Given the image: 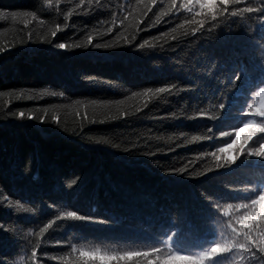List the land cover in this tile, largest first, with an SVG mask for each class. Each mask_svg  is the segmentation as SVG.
Here are the masks:
<instances>
[{"label": "trees", "instance_id": "trees-1", "mask_svg": "<svg viewBox=\"0 0 264 264\" xmlns=\"http://www.w3.org/2000/svg\"><path fill=\"white\" fill-rule=\"evenodd\" d=\"M168 4L0 0V264H85L72 246L165 249L170 233L201 256L226 229L219 208L264 187V159L246 156L264 133L241 131L234 164L217 152L264 120V12L230 15L264 0ZM214 258L244 264H199Z\"/></svg>", "mask_w": 264, "mask_h": 264}, {"label": "snow or ice", "instance_id": "snow-or-ice-1", "mask_svg": "<svg viewBox=\"0 0 264 264\" xmlns=\"http://www.w3.org/2000/svg\"><path fill=\"white\" fill-rule=\"evenodd\" d=\"M156 0H151V3H155ZM221 2L227 6L229 3L232 4H237L240 3V0H221ZM80 3L83 4L84 0H80ZM88 3L91 4L92 0H88ZM177 4V0H169V4H168V10L171 11L172 8H175ZM180 7L182 8H188V3L184 2L181 3ZM204 5L201 4V8H203ZM227 10V9H225ZM189 11H191V9L189 8ZM256 11H261L264 12V7L262 8H257L255 6H245L241 9L237 10H233L230 12L231 16H237L238 14L242 15L243 13H252V12H256ZM19 15L18 13H14L13 14V19H15V16ZM23 15H28V13H23ZM69 15H71V13H69ZM197 15H199V13H197ZM220 15H223V11L220 13ZM217 16L216 14L212 15V20H216ZM259 19H261V27H264V17H258ZM67 19V17L65 18ZM159 20V17L157 18ZM196 23H198L200 25V27H203L204 25V21L200 20L197 21ZM181 27H183V25H181ZM198 30V29H196ZM193 31V35H195V31ZM210 30V29H209ZM173 31H175V29H173ZM53 35H55V33H53ZM91 39V38H89ZM147 43V42H145ZM80 45H76V47H79ZM58 48L60 49H64L65 48V44L60 43L57 45ZM95 47L97 48H107V47H111V45L109 44H96ZM141 48L144 47V44L140 45ZM2 51V50H0ZM240 76L239 75H235L234 79H239ZM264 83V82H262ZM173 88L175 87V85L172 86ZM171 89H167V88H158L156 89L157 93H164L166 91H170ZM152 90L149 89L147 91H145L144 93H133V96L136 95H144V96H148L149 93H151ZM53 95H56V93H53ZM120 103H123V101H121ZM220 105H223V108L220 107ZM219 105L220 109H225V104L221 103ZM105 107H107V105H105ZM139 110V109H138ZM249 110H251L249 108ZM202 115H207L206 113H201ZM21 116H23V113H20ZM256 115L261 116L262 118H264V112H260L257 113ZM31 119V117H29ZM115 117H113L114 119ZM209 118H215V117H211L209 116ZM55 119V117H54ZM43 122V121H41ZM245 125H251L253 127H255L257 129V133H264V120H262L260 123H257L254 120H248L247 123ZM224 133H229V132H224ZM230 135V133H229ZM229 135H224V136H229ZM249 139H252V137H249ZM234 140L230 141V142H226L228 145L231 144ZM223 148V147H221ZM220 149V148H219ZM243 151V149L241 150ZM213 153V152H212ZM246 156L247 157H252L255 156L258 159H264V136H260L258 140H256L254 143H252L251 147H249L246 151ZM239 158V156H235V157H229L227 160H225V164H234L236 162V160ZM215 159H219L218 156L215 157ZM181 172L184 171V169H180ZM247 191H251L254 193V195H252L251 198H249L248 200L240 203L242 205H244L243 207L240 208L239 211H234L232 212V215H225L223 217H229L226 221H224L225 225H226V229L224 231H221L219 236L220 238L216 240V242L209 248L207 249L204 253H202L201 256H192V255H186V254H182L181 249L177 246L176 244V236L178 235L177 233H170L168 236H166L165 241L163 242L165 244V249H162L159 246L156 247H152L149 250H140V251H135V250H130V251H122L120 253H135L136 257H143V258H147L150 255H152L153 253H163L162 256L158 257V259H160L161 261L167 260L171 257H173L174 255H180V256H184L186 258L189 259H198V260H203L206 257H213V254H216L217 257H222V258H226V259H238V261L240 262H244V264H264V219H259V220H255L252 223L249 224V226L247 228H242L240 221L237 219V217L240 216H245L248 213L253 212L254 209V205H253V201H258V197L260 196V193L262 191H264V187H258V186H254L251 189H246ZM235 209V208H234ZM25 211H30V209H24ZM238 213V214H237ZM67 218L73 219V220H93L94 219L91 217H84L81 215H78L74 210L73 211H68L64 214ZM223 217H221V219H223ZM62 217L57 216L56 219H61ZM53 223H55V221H53ZM238 225V226H237ZM52 227V224L48 225V228ZM48 228H41L38 235H42L44 232H46L48 230ZM240 233L239 236H237L236 234ZM234 237H236L237 243L240 240L246 239V243L245 246L243 248H237V247H232V248H228L227 247V242L232 240ZM79 252V256L86 258L85 262L87 260V262L90 260L88 259L90 256L92 255H96V254H100L103 255L105 252L107 251H99V253H97V249L93 250V251H85V250H80L78 249L76 246H72L71 247V254L77 253ZM225 253H231L230 257L225 256ZM43 255V254H41ZM31 257L33 259H35L37 257V252L35 250H33L31 252ZM61 259H66L65 257H61ZM149 264H151V261H149ZM210 264H217V259H212L210 261Z\"/></svg>", "mask_w": 264, "mask_h": 264}, {"label": "clouds", "instance_id": "clouds-1", "mask_svg": "<svg viewBox=\"0 0 264 264\" xmlns=\"http://www.w3.org/2000/svg\"><path fill=\"white\" fill-rule=\"evenodd\" d=\"M221 108H223V105H220ZM251 125H244L243 129H240L236 132L237 139L234 140L231 144L227 145L226 147L220 148L217 150L221 155H225V160H227L232 152L233 147L238 143L240 139V133L241 131L248 130ZM257 129L253 126H251V132H256ZM222 135H229V133H222ZM247 142V137L245 138V143ZM217 152L210 153V155L215 158L217 156ZM254 205L253 212L246 214L245 216L237 217V219L240 221L242 228H247L250 223H252L255 220L264 219V191L260 193V196L258 197V201L252 202ZM244 205L240 203L232 204L228 203L224 205L223 207L219 208V211L222 216L225 215H232V210L235 208L236 211H239L241 207ZM237 236L240 235V233L236 234ZM246 237L243 240H240L237 243L236 237H234L232 240L227 242V247L230 249L232 247L237 248H243L246 243ZM100 249L97 248V253H99ZM136 258L135 253H120V252H105L103 255L96 254L90 256L88 259L93 261H98L99 264H130L131 261ZM177 261H184L186 264H199L198 259H189L184 256L180 255H174L173 257L162 261V264H175ZM87 264V260L85 262Z\"/></svg>", "mask_w": 264, "mask_h": 264}]
</instances>
